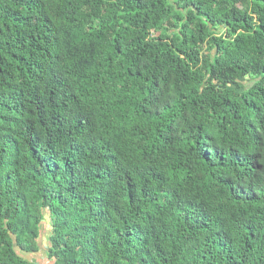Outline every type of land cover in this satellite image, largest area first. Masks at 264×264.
<instances>
[{"label": "trees", "instance_id": "16d2710c", "mask_svg": "<svg viewBox=\"0 0 264 264\" xmlns=\"http://www.w3.org/2000/svg\"><path fill=\"white\" fill-rule=\"evenodd\" d=\"M41 236L264 264V0H0V264Z\"/></svg>", "mask_w": 264, "mask_h": 264}, {"label": "crops", "instance_id": "0c3cea01", "mask_svg": "<svg viewBox=\"0 0 264 264\" xmlns=\"http://www.w3.org/2000/svg\"><path fill=\"white\" fill-rule=\"evenodd\" d=\"M47 218H49L47 216ZM46 234L44 230L42 231V235ZM42 237V236H41ZM39 245L41 251L38 254H34L32 257L29 256V258L33 261L34 264H55V261H52L48 257V247H49V240L47 239L46 245H42L41 241L39 240Z\"/></svg>", "mask_w": 264, "mask_h": 264}, {"label": "rangeland", "instance_id": "374dc122", "mask_svg": "<svg viewBox=\"0 0 264 264\" xmlns=\"http://www.w3.org/2000/svg\"><path fill=\"white\" fill-rule=\"evenodd\" d=\"M48 219H49V218H48ZM45 227H47V226H45ZM47 239H48V237H46V236H42V237L40 238V241H41L42 245H46Z\"/></svg>", "mask_w": 264, "mask_h": 264}]
</instances>
